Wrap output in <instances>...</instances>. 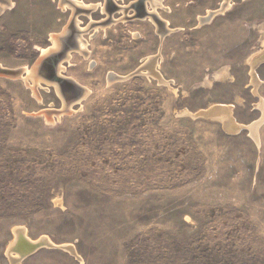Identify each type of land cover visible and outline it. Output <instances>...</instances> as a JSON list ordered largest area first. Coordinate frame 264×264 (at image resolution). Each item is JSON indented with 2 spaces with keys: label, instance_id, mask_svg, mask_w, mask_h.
<instances>
[{
  "label": "rangeland",
  "instance_id": "obj_1",
  "mask_svg": "<svg viewBox=\"0 0 264 264\" xmlns=\"http://www.w3.org/2000/svg\"><path fill=\"white\" fill-rule=\"evenodd\" d=\"M11 1L0 264H264V120L258 142L245 128L264 113V0H149L163 32L151 16L93 23L101 0ZM72 18L84 46L59 73L77 95L37 68ZM19 233L54 246L20 257Z\"/></svg>",
  "mask_w": 264,
  "mask_h": 264
},
{
  "label": "bare ground",
  "instance_id": "obj_2",
  "mask_svg": "<svg viewBox=\"0 0 264 264\" xmlns=\"http://www.w3.org/2000/svg\"><path fill=\"white\" fill-rule=\"evenodd\" d=\"M70 1V0H69ZM139 1L138 0V4H139ZM142 1V0H141ZM140 1V2H141ZM149 1V0H148ZM152 1V0H151ZM65 2V1H64ZM150 2V1H149ZM155 4L157 6H161V0H155ZM74 5L76 6H80V3L76 0H74V2H72ZM105 7H104V11L107 12L108 16L105 20H103L102 22L106 23L107 21L109 23H112L113 22V18H112V12H108L107 8L108 6L110 8H112L114 6L113 2L112 4L111 3H108L107 0H105ZM115 3V2H114ZM154 3V1H153ZM12 4V1L11 0H0V14L2 12H4V10L10 6ZM82 4V3H81ZM152 4V2H151ZM68 5V4H67ZM117 5V4H116ZM136 4L133 3V6L134 7ZM137 6V5H136ZM70 7V6H69ZM128 8V7H127ZM146 8V7H145ZM144 8V9H145ZM126 8H122V10L124 11ZM129 9V8H128ZM127 11V10H126ZM129 11V10H128ZM146 11V10H145ZM122 13V11H120ZM148 12V11H146ZM76 15V14H75ZM211 15V13L209 14V16ZM77 16V15H76ZM155 16L159 19V16L158 14ZM209 16H206V17H203V19H207ZM74 17V16H73ZM150 18V17H148ZM112 20V21H111ZM107 22V23H108ZM94 23V22H93ZM108 23V24H109ZM158 27L161 29V32H163L164 30L167 29V22H165L164 20H159V24H157ZM78 26V25H77ZM98 26V25H97ZM76 28V27H75ZM85 28V27H84ZM68 29L69 27H66L64 29V31L59 34H56V36L52 37L51 40H52V45L49 47V49H46V50H43V58L39 61L38 63V70L40 72L39 75H42L41 78H43L46 82H50L54 85H56L60 91L64 94H80V92L82 91L81 90V87L72 79H69L63 75H61L59 73V66L61 64L60 61L64 60L65 58H67V56L69 55L68 53L71 52L72 48H73V45H74V42L72 41H69V37L72 36L73 34L72 33H69L68 32ZM82 29V28H81ZM95 29V28H94ZM91 30V28H90ZM85 31V30H84ZM75 32V31H74ZM83 33V31H82ZM85 33V32H84ZM78 34V33H76ZM70 35V36H69ZM84 34H82L83 36ZM73 37V36H72ZM75 37V36H74ZM76 39V38H75ZM85 41V40H84ZM76 44V43H75ZM82 46H84V42L80 39V37H77V44H76V48L77 50H81L82 49ZM66 47V48H65ZM63 48L65 49H68L67 51V54L66 56H64L61 60L58 61V63H56V58L59 56V54L62 52ZM75 50V49H74ZM86 51V50H85ZM87 52V51H86ZM85 52V53H86ZM258 59L257 61L259 62V60L261 59H264V54L259 56V58H256ZM256 61V62H257ZM1 69H3L1 67ZM33 74V73H32ZM47 78H50V79H47ZM263 109V108H262ZM227 111V110H226ZM264 112V110H263ZM202 115H206V112L202 113ZM208 116V115H206ZM217 116V115H216ZM264 120V113H263V116L260 117V119L252 122L251 124H249L248 126H246L245 128H248V131L250 132V135H251V138H253L256 142H258V136H257V129L259 127V125L262 123V121ZM232 121V120H231ZM224 122V121H223ZM225 125H228L230 127V129H237L242 126H232L231 124H227L226 122H224ZM244 128V127H243ZM25 236V235H24ZM26 238V237H25ZM28 240V239H26ZM31 241V240H29ZM23 234L21 236H19L17 234V238H16V241L14 242L15 243V248H17V253L19 254V249L21 248L22 246V243H23ZM21 243V244H20Z\"/></svg>",
  "mask_w": 264,
  "mask_h": 264
},
{
  "label": "water",
  "instance_id": "obj_3",
  "mask_svg": "<svg viewBox=\"0 0 264 264\" xmlns=\"http://www.w3.org/2000/svg\"><path fill=\"white\" fill-rule=\"evenodd\" d=\"M107 2L108 3H111L112 4V2H113V0H107ZM70 4H71V6L73 7V10L76 12V13H79V12H85V13H89L90 11H91V9H89V8H82V7H80V6H76V5H74L72 2H70ZM106 4V3H105ZM113 4H114V2H113ZM141 4H142V2H141ZM105 7V6H104ZM130 8H132V7H130ZM122 10V8L121 7H119V6H117V5H115L114 4V6L112 7V9H111V11H109L110 13L111 12H118V11H121ZM126 10V9H125ZM124 10V11H125ZM143 15V16H142ZM144 16H151L152 18H153V20L156 22V24H159V20L160 19H158L154 14H152V13H150V12H143V14H141L140 15V17H144ZM73 18H72V20H70V22H68L69 24H68V26L67 27H69V29H68V32L69 33H74L75 34V32L76 31H78L79 32V34L81 35V30H77V29H75V23L73 22ZM95 24H99V23H101L102 25H104L105 23L104 22H94ZM75 31V32H74ZM73 37H71V41L72 42H74V45H73V48H76V44H77V40L74 38V36L75 35H72ZM76 43V44H75ZM66 48V47H65ZM65 48H63V50H62V52L59 54V56L56 58V63H58V61L59 60H61L64 56H66V54H67V51H68V49H65ZM72 48V49H73ZM77 49V48H76ZM138 73H139V71H137ZM0 73H7L4 69H1L0 68ZM45 77V76H44ZM45 78H47V77H45ZM47 79H50V78H47ZM73 102V101H72ZM19 234H21V233H19ZM22 235V234H21ZM27 238H25V236L23 235V243H22V246H21V248L19 249V255H21L20 257H24L25 255H29V254H31L32 255V253H34L35 251H37L38 249H40V248H43V247H52V246H54L52 243H50V242H48L47 240H43V239H40V240H37V241H29V240H26ZM21 244V243H20ZM11 250H12V252L13 251H15L13 248H11Z\"/></svg>",
  "mask_w": 264,
  "mask_h": 264
},
{
  "label": "crops",
  "instance_id": "obj_4",
  "mask_svg": "<svg viewBox=\"0 0 264 264\" xmlns=\"http://www.w3.org/2000/svg\"><path fill=\"white\" fill-rule=\"evenodd\" d=\"M53 1H55V0H53ZM71 2H74V0H70ZM76 1H78L79 3H81V1H83V3H84V1L85 0H76ZM134 1H136V0H128V3L129 4H127V5H122L123 3V0H113V2H115L114 4L116 5L117 4V6H119V7H121V8H123V6H124V8H126V10L125 11H123V10H121L122 11V13L121 12H119V15L118 16H115V15H112L113 16V18L115 19V21H116V23H115V25L117 24V23H119V22H121L122 21V18L123 17H125V20H127L126 19V17L127 18H133V19H135L138 15L136 14V12H137V9L138 8H130L131 7V4L132 3H134ZM152 1H154L155 2V0H152ZM86 2V1H85ZM101 2L103 3V4H101V3H92V4H94L93 6H95V4H98V10L97 11H99V12H101L100 11V9L99 8H101V9H103L104 8V4H105V0H101ZM90 3V2H89ZM122 3V4H121ZM156 3V2H155ZM92 4H91V6H92ZM156 5V4H155ZM152 6H153V4H151V1L149 2L148 0H143L142 1V5H140L139 7H143V10H142V12H144V8H145V10L146 11H148V12H151V10H152ZM80 7H82V8H87V6L85 7V6H80ZM103 7V8H102ZM129 9H128V8ZM60 8H64V10H66V8L65 7H60ZM129 10V11H128ZM142 14V13H141ZM154 15H155V13H154ZM143 16V15H142ZM117 17V18H116ZM159 18L161 19V20H165V19H162L160 16H159ZM121 20V21H120ZM136 20H142V21H146V18L145 17H140V18H138V19H136ZM147 21H149V20H147ZM167 21V20H166ZM114 23V22H113ZM153 23H154V25H155V27L158 29V25L156 24V22L153 20ZM167 23H168V21H167ZM82 27H80V26H77V29L78 30H82L81 29ZM89 33H92L91 35H92V37L94 38V40L98 37V35L99 34H95V32H89ZM88 33V34H89ZM166 36V35H165ZM75 38H76V36H75ZM81 39V38H80ZM77 40V39H76ZM82 40H83V38H82Z\"/></svg>",
  "mask_w": 264,
  "mask_h": 264
},
{
  "label": "flooded vegetation",
  "instance_id": "obj_5",
  "mask_svg": "<svg viewBox=\"0 0 264 264\" xmlns=\"http://www.w3.org/2000/svg\"><path fill=\"white\" fill-rule=\"evenodd\" d=\"M64 1H65V2H64ZM140 1H141V0H140ZM140 1H139V4H137V6L141 5V4H140V3H141ZM142 1H143V0H142ZM61 2H63V3H68V4H69L71 1H69V0H61ZM132 5H133V3L131 4V6H132ZM137 6L135 5L133 8H135V7L138 8ZM111 9H112V8H110V7L108 6L107 10H108V11H111ZM141 13H142V10H141V7H140V8L137 9L136 14H137V15H141ZM101 20H102V19H101ZM101 20H99V21H101ZM94 22H98V21H94ZM72 34L74 35V33H72ZM69 36H70V35H69ZM71 37H72V36L69 37V41H71Z\"/></svg>",
  "mask_w": 264,
  "mask_h": 264
},
{
  "label": "built area",
  "instance_id": "obj_6",
  "mask_svg": "<svg viewBox=\"0 0 264 264\" xmlns=\"http://www.w3.org/2000/svg\"><path fill=\"white\" fill-rule=\"evenodd\" d=\"M142 5V4H141ZM63 6V5H62ZM141 10H143V7H141ZM144 11H145V9H144ZM116 12V11H115ZM146 12V11H145ZM114 13V12H113ZM142 14H143V12H142ZM145 17V16H144ZM136 18H140V15H138ZM143 18V17H142Z\"/></svg>",
  "mask_w": 264,
  "mask_h": 264
}]
</instances>
